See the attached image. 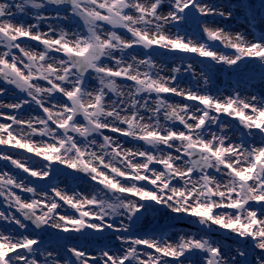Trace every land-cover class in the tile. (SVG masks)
<instances>
[{"label": "snow or ice", "instance_id": "snow-or-ice-1", "mask_svg": "<svg viewBox=\"0 0 264 264\" xmlns=\"http://www.w3.org/2000/svg\"><path fill=\"white\" fill-rule=\"evenodd\" d=\"M0 264H264V0H0Z\"/></svg>", "mask_w": 264, "mask_h": 264}, {"label": "rangeland", "instance_id": "rangeland-1", "mask_svg": "<svg viewBox=\"0 0 264 264\" xmlns=\"http://www.w3.org/2000/svg\"><path fill=\"white\" fill-rule=\"evenodd\" d=\"M253 2H255V0H253Z\"/></svg>", "mask_w": 264, "mask_h": 264}]
</instances>
